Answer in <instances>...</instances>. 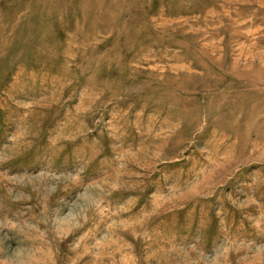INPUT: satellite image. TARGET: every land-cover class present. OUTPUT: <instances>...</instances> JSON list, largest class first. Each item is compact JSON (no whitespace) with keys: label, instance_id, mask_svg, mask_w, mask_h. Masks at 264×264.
I'll return each mask as SVG.
<instances>
[{"label":"rangeland","instance_id":"obj_1","mask_svg":"<svg viewBox=\"0 0 264 264\" xmlns=\"http://www.w3.org/2000/svg\"><path fill=\"white\" fill-rule=\"evenodd\" d=\"M0 264H264V0H0Z\"/></svg>","mask_w":264,"mask_h":264}]
</instances>
